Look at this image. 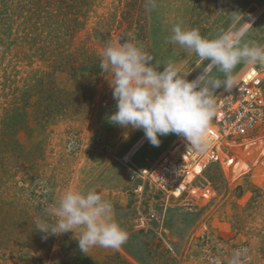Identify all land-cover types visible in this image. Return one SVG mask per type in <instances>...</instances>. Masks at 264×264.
<instances>
[{
	"label": "rangeland",
	"instance_id": "1",
	"mask_svg": "<svg viewBox=\"0 0 264 264\" xmlns=\"http://www.w3.org/2000/svg\"><path fill=\"white\" fill-rule=\"evenodd\" d=\"M155 3L0 0V264H228L236 249L247 250L242 264H264V128L181 197L166 200L148 186L136 194L130 172L154 165L181 136H160L164 144L153 146L142 130L110 123L113 77L99 67L108 44L127 40L160 71L169 62L192 70L191 81L208 61L169 43L173 26L214 39L250 23L245 41L263 46L264 0ZM246 66H236V78ZM68 189H95L110 201L126 243L83 253L82 229L36 230L38 218L55 221L45 209Z\"/></svg>",
	"mask_w": 264,
	"mask_h": 264
},
{
	"label": "clouds",
	"instance_id": "2",
	"mask_svg": "<svg viewBox=\"0 0 264 264\" xmlns=\"http://www.w3.org/2000/svg\"><path fill=\"white\" fill-rule=\"evenodd\" d=\"M148 3L156 7L155 0ZM243 24H233L214 39L205 38L199 29H184L179 23L173 26L168 42L179 44L189 54L195 53L201 62L208 61L202 73L191 81L187 76L192 70L182 72L172 62L158 70L159 64L152 63L154 56L135 42L108 44L99 67L113 77L111 87L117 110L109 122L142 130L153 146L160 145V136L171 133L184 137L193 152L207 151V137L217 113L216 90L236 86L234 69L238 64L264 66V46L245 41L252 25ZM214 71L222 73L223 78L213 76ZM43 191L49 189L45 187ZM45 213L55 221L38 218L36 230L60 235L82 229L77 240L83 253L96 246L119 249L128 240L126 230L113 219V205L95 189H68ZM246 251L234 250L228 264H242Z\"/></svg>",
	"mask_w": 264,
	"mask_h": 264
},
{
	"label": "built area",
	"instance_id": "3",
	"mask_svg": "<svg viewBox=\"0 0 264 264\" xmlns=\"http://www.w3.org/2000/svg\"><path fill=\"white\" fill-rule=\"evenodd\" d=\"M216 96L217 113L207 137V151L193 152L181 136L154 165L130 172V181L136 182L134 193L141 194L148 186L166 200L177 199L210 164L228 162V152L247 148L250 136L264 128V66L247 65L237 76L236 86ZM150 218L160 222L157 215Z\"/></svg>",
	"mask_w": 264,
	"mask_h": 264
},
{
	"label": "crops",
	"instance_id": "4",
	"mask_svg": "<svg viewBox=\"0 0 264 264\" xmlns=\"http://www.w3.org/2000/svg\"><path fill=\"white\" fill-rule=\"evenodd\" d=\"M224 89H225V88H224ZM168 135H170V134H168ZM168 135H167V136H168ZM168 139H169V137H168ZM169 142H172V139H171ZM174 142H176V141H174ZM162 143H163V142H161L160 145H161ZM163 144H164V143H163ZM133 154H134V153H133ZM133 154H132V156H133Z\"/></svg>",
	"mask_w": 264,
	"mask_h": 264
}]
</instances>
